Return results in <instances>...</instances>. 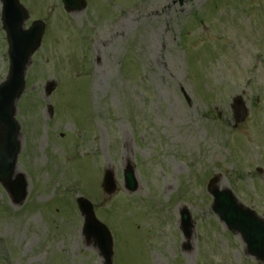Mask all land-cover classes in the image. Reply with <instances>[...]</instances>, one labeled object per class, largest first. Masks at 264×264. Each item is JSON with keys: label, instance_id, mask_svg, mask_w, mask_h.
Instances as JSON below:
<instances>
[{"label": "rangeland", "instance_id": "obj_1", "mask_svg": "<svg viewBox=\"0 0 264 264\" xmlns=\"http://www.w3.org/2000/svg\"><path fill=\"white\" fill-rule=\"evenodd\" d=\"M85 1L71 13L60 0H21L26 27L40 19L46 30L16 118L26 200L0 184V264H105L81 231L78 196L112 231V264H264L213 213L207 189L216 175L264 217V0ZM4 33L0 15V81ZM183 206L196 220L190 241Z\"/></svg>", "mask_w": 264, "mask_h": 264}, {"label": "water", "instance_id": "obj_2", "mask_svg": "<svg viewBox=\"0 0 264 264\" xmlns=\"http://www.w3.org/2000/svg\"><path fill=\"white\" fill-rule=\"evenodd\" d=\"M3 1V22L7 31L11 66L8 79L0 84V181L10 186L16 201L25 196V182L20 177L14 185L11 178L15 168L16 157L20 149L18 136L20 126L14 119L16 102L22 95L25 86V71L34 52L41 41L44 25L35 22L28 30H24V22L28 14L18 0ZM69 9L79 7L77 0H64ZM53 84L49 87L52 90ZM128 189H137V181L132 166L125 171ZM104 188L107 193L114 190L113 173L108 170L105 175ZM215 197L213 209L220 219L233 231L241 234L247 244L248 252L258 259H264V220L255 212L240 205L230 190H220L211 186ZM82 210L87 216L85 232L88 237L94 236L108 262L111 257V240L107 229L94 217L92 206L87 201H80ZM192 219L187 210L182 211V228L185 237L191 236Z\"/></svg>", "mask_w": 264, "mask_h": 264}]
</instances>
